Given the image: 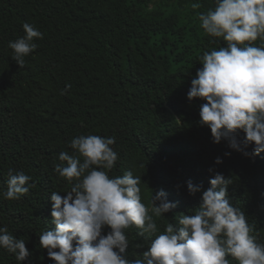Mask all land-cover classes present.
I'll use <instances>...</instances> for the list:
<instances>
[{
  "label": "trees",
  "instance_id": "trees-1",
  "mask_svg": "<svg viewBox=\"0 0 264 264\" xmlns=\"http://www.w3.org/2000/svg\"><path fill=\"white\" fill-rule=\"evenodd\" d=\"M212 7L213 0H0V227L25 238L32 253L18 262L0 249V264H54L39 236L54 228L50 194L70 188L54 171L58 156L71 154L79 135L115 137L118 160L109 175L142 176V202L149 189L167 193L176 207L154 217L160 231L175 215L192 214L219 172L231 177L228 198L264 244V153L246 157L224 141L214 144L199 123L204 101L187 100L200 57L219 46L198 19ZM24 23L43 38L19 68L8 43L24 35ZM9 169L35 184L18 200L3 196ZM189 180L201 192L189 195ZM138 231L126 230L129 259L148 247Z\"/></svg>",
  "mask_w": 264,
  "mask_h": 264
},
{
  "label": "clouds",
  "instance_id": "clouds-1",
  "mask_svg": "<svg viewBox=\"0 0 264 264\" xmlns=\"http://www.w3.org/2000/svg\"><path fill=\"white\" fill-rule=\"evenodd\" d=\"M213 4L198 19L219 46L200 57L187 100L204 101L199 123L210 130L214 144L224 141L232 151L255 157L264 153V0H213ZM200 7L192 4L193 9ZM22 29L24 35L8 43L19 68L38 47L34 39L43 38L33 25L24 23ZM70 88L66 85L61 95ZM114 144L115 137L79 135L68 145L74 150L71 154H59L54 171L70 188L64 195L50 194L54 228L39 236L49 260L54 264H230L226 258L230 256L238 264H264V244L257 242L242 208L228 198L231 177L214 173L194 212L175 215L160 231L154 217L164 218L176 204L168 201L163 189L148 187L149 201L142 202V176L132 171L110 177L118 160ZM215 163L222 160L217 157ZM31 179L9 169L4 198L18 200L26 195L35 187ZM186 187L189 195L201 192V185L190 180ZM133 226L139 229L138 236L148 240V247L139 258L129 259L126 230ZM26 242L0 227V249L14 254L18 262L32 255Z\"/></svg>",
  "mask_w": 264,
  "mask_h": 264
}]
</instances>
